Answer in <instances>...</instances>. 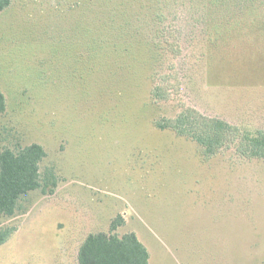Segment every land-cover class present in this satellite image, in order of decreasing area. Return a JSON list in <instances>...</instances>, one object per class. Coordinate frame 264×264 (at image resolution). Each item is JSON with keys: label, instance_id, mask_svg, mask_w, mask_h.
Returning a JSON list of instances; mask_svg holds the SVG:
<instances>
[{"label": "rangeland", "instance_id": "374dc122", "mask_svg": "<svg viewBox=\"0 0 264 264\" xmlns=\"http://www.w3.org/2000/svg\"><path fill=\"white\" fill-rule=\"evenodd\" d=\"M13 0L0 14V152L36 143L53 195L24 196L0 264H78L134 233L149 264H264V0ZM158 95H153V92ZM186 117L240 130L207 158ZM191 132H197L191 128ZM246 150V148H244Z\"/></svg>", "mask_w": 264, "mask_h": 264}, {"label": "trees", "instance_id": "16d2710c", "mask_svg": "<svg viewBox=\"0 0 264 264\" xmlns=\"http://www.w3.org/2000/svg\"><path fill=\"white\" fill-rule=\"evenodd\" d=\"M13 0H0V14L8 9ZM221 2L212 0V4ZM158 95V92H153ZM7 101L0 91V117L6 112ZM196 128V134L191 128ZM160 129H172L178 136H194L202 147L205 157L210 158L240 132L234 126L221 120L205 118L201 123H194L184 117L175 122L159 124ZM239 151L243 156L264 158V139L249 132H242ZM246 148V150L244 149ZM46 151L40 144H30L20 149L4 148L0 152V216L13 217L20 200L28 193L40 190L44 195H53L58 186L54 171L41 174V163ZM124 224L121 216L116 218L110 233L90 234L81 244L78 252V264H149V253L136 234L127 233L119 237L114 233ZM17 231V227H6L0 230V245L5 244Z\"/></svg>", "mask_w": 264, "mask_h": 264}]
</instances>
